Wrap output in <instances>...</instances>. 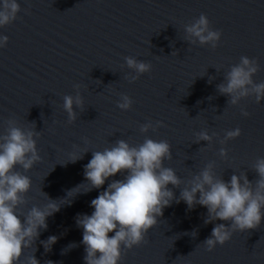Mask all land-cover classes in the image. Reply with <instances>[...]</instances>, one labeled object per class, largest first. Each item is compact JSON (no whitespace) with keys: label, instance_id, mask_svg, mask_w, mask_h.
I'll use <instances>...</instances> for the list:
<instances>
[{"label":"water","instance_id":"1","mask_svg":"<svg viewBox=\"0 0 264 264\" xmlns=\"http://www.w3.org/2000/svg\"><path fill=\"white\" fill-rule=\"evenodd\" d=\"M18 2L22 8L18 18L0 27V35L9 37L7 46L0 48V134L10 117L21 125L35 121L36 131L43 133L37 138L43 159L25 173L32 179L25 212L48 202L43 192L59 201L68 190L87 183L84 165L92 151H102L118 139L131 145L143 143L146 137L169 141L173 158L165 160V166L185 180L213 160L217 175L225 181L242 171L249 180L257 179L251 168L257 157H264V101L258 104L248 97L239 105L227 104L228 96L219 94L217 85L244 55L258 58L260 71L254 80L264 81V0ZM201 13L208 16L213 29L222 30L216 49L185 41L184 25ZM175 50L177 55L172 54ZM129 55L153 66L132 83L125 78L132 71L124 59ZM78 83L84 108L76 109L82 113L69 124L63 97L76 95L74 85ZM119 93L132 97L130 110L118 108ZM242 108L251 115H242ZM160 120L165 126L140 131V125ZM237 127L242 134L222 145L219 141L225 131ZM205 129L219 136L211 144L195 143L196 133ZM221 147L229 150L227 160L218 155ZM85 148L90 151L83 159L66 163L73 151L82 153ZM17 170L23 172L19 166ZM123 178L118 173L101 188L70 198L71 203L48 217V228L35 241L36 251L26 248L25 257L35 251L40 264L48 260L86 264L77 214L91 215V200L111 180ZM184 186L168 185L176 197ZM207 211L205 206L189 209L184 201L174 200L147 233L148 242L127 251L120 264H264V220L256 229L235 232L228 242L209 252L202 242L215 224L230 222L205 224ZM52 235L58 240L45 252L40 241ZM72 243L77 247L62 254Z\"/></svg>","mask_w":264,"mask_h":264},{"label":"clouds","instance_id":"2","mask_svg":"<svg viewBox=\"0 0 264 264\" xmlns=\"http://www.w3.org/2000/svg\"><path fill=\"white\" fill-rule=\"evenodd\" d=\"M21 10L18 0H2L0 27L13 23ZM184 29L185 41L192 45H209L212 49L219 46L223 34L222 30L211 27V21L204 13L185 24ZM8 41L7 35H0V48L6 47ZM172 54L177 55L178 50ZM124 59L127 68L132 70L125 75L130 83L152 71L151 62L131 55ZM259 71L258 58L241 56L239 63L232 64L225 72L223 82L217 85L219 94L228 96L227 104L239 105L242 99L248 97H254L259 104L264 101V81L254 80ZM81 87V84H75L76 95L63 97L69 124L74 123L82 113L76 109L84 108V97L79 91ZM119 96L118 108L130 110L134 103L132 97L127 93H119ZM241 112L245 117L251 115L246 108H242ZM6 125L3 134H0V264H40L34 255V244L41 230L48 228V217L60 211L63 204L71 203L70 198L101 188L118 173L124 178L111 180L107 188L91 200L90 205L94 208L91 215L77 214L76 224L83 229L81 243L85 246L86 264H120L127 251L148 242L147 233L159 223L158 217L163 216L165 207L171 206L174 200L176 203L184 201L189 209L196 205L205 206L208 210L205 224L217 220L230 222L215 224L211 235L202 242L209 252L217 244L228 242L235 232L256 229L264 220V157H257L252 165L251 170L257 173L255 181L249 180L244 171L233 173L230 180L225 181L223 175H217L214 160L185 180L174 168L165 166V160L173 158L172 144L150 137L138 145L118 139L102 151H92L91 160L84 165L87 183L68 190L66 197L59 201L49 198L41 189L48 202L43 207L33 205L25 212L24 207L29 203L27 194L32 187V179L25 173L43 159L37 139L43 133L36 131L35 121L21 125L15 117H10ZM163 126L165 123L162 120L155 123L149 121L140 125V131L147 133L150 129ZM241 134L239 127L226 130L219 142L226 145ZM217 136L218 133L210 134L205 129L196 133L195 143L207 141L211 144ZM89 151L87 148L82 153L73 151L66 163L83 159ZM228 152L226 147H221L218 155L227 160ZM18 166L23 172L17 170ZM169 184L175 188H181L182 184L186 186L176 197ZM111 232L115 234L109 236ZM192 233L194 236L198 234L195 230ZM57 240L58 237L52 235L40 243L45 252H49ZM33 247L35 251L25 257L24 250ZM74 247H77L75 243L68 245L62 254ZM46 264L54 262L48 260Z\"/></svg>","mask_w":264,"mask_h":264}]
</instances>
